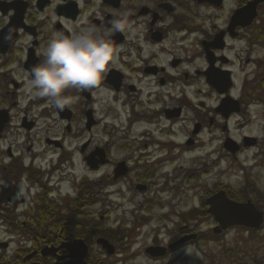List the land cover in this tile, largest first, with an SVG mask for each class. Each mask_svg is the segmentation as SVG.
<instances>
[{
  "label": "flooded vegetation",
  "instance_id": "af4514ba",
  "mask_svg": "<svg viewBox=\"0 0 264 264\" xmlns=\"http://www.w3.org/2000/svg\"><path fill=\"white\" fill-rule=\"evenodd\" d=\"M125 13L99 88L63 110L28 90L53 33ZM262 118L264 0H0V264H242L233 231L264 264V192L238 201L254 229L212 214L222 183L189 195L264 144Z\"/></svg>",
  "mask_w": 264,
  "mask_h": 264
},
{
  "label": "clouds",
  "instance_id": "9594fccd",
  "mask_svg": "<svg viewBox=\"0 0 264 264\" xmlns=\"http://www.w3.org/2000/svg\"><path fill=\"white\" fill-rule=\"evenodd\" d=\"M110 23L107 32H101L96 25H87L73 35L53 33L42 50L43 61L30 69L28 90L63 110L72 102L71 90L99 88L110 68L115 66L118 51L108 37L111 33L126 30L127 14ZM11 37L10 30L5 39Z\"/></svg>",
  "mask_w": 264,
  "mask_h": 264
},
{
  "label": "rangeland",
  "instance_id": "374dc122",
  "mask_svg": "<svg viewBox=\"0 0 264 264\" xmlns=\"http://www.w3.org/2000/svg\"><path fill=\"white\" fill-rule=\"evenodd\" d=\"M259 121L260 122L250 126V129L248 130L255 136L263 138V118ZM238 158L239 159L237 161L228 159L222 164V171L220 173L219 171H214L210 180L205 179L203 184H197V186L201 187V189L199 190L197 188V190H193L189 193V195H195V205H197L198 198L203 196V194H205L208 190H211L216 183H222L228 187V189L238 191L246 184L247 179L248 183L250 182L251 185L252 183L255 184V189L259 192H264V144L260 147L252 148L246 151ZM247 175L248 177H246ZM252 198H250V200L254 203L256 200H253ZM231 238L234 242L242 241L243 243L242 251L237 256V259L242 261V264H250L251 260H248V257L249 259H252L255 256V247L259 243L250 239L247 233L240 231H233ZM259 238L264 241V231ZM254 245L256 246L254 247Z\"/></svg>",
  "mask_w": 264,
  "mask_h": 264
},
{
  "label": "water",
  "instance_id": "95a60500",
  "mask_svg": "<svg viewBox=\"0 0 264 264\" xmlns=\"http://www.w3.org/2000/svg\"><path fill=\"white\" fill-rule=\"evenodd\" d=\"M235 153L236 151H232ZM212 214L220 219L224 227L244 226L258 228L262 225L263 214L256 210L251 202L237 203L230 200L225 192H220L210 201ZM70 264H85L84 262H72Z\"/></svg>",
  "mask_w": 264,
  "mask_h": 264
},
{
  "label": "trees",
  "instance_id": "16d2710c",
  "mask_svg": "<svg viewBox=\"0 0 264 264\" xmlns=\"http://www.w3.org/2000/svg\"><path fill=\"white\" fill-rule=\"evenodd\" d=\"M227 193H229V195L232 196L233 200L241 202L249 199V194L254 192L251 191V189H249L248 186H246L238 191L227 189Z\"/></svg>",
  "mask_w": 264,
  "mask_h": 264
}]
</instances>
